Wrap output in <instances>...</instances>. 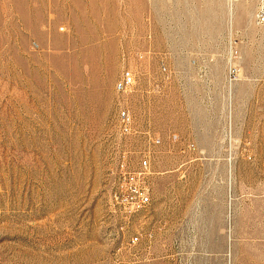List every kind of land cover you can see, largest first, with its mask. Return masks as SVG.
I'll list each match as a JSON object with an SVG mask.
<instances>
[{
	"label": "rangeland",
	"instance_id": "1",
	"mask_svg": "<svg viewBox=\"0 0 264 264\" xmlns=\"http://www.w3.org/2000/svg\"><path fill=\"white\" fill-rule=\"evenodd\" d=\"M259 1L0 0V264H264ZM123 153L151 172L128 217Z\"/></svg>",
	"mask_w": 264,
	"mask_h": 264
},
{
	"label": "built area",
	"instance_id": "2",
	"mask_svg": "<svg viewBox=\"0 0 264 264\" xmlns=\"http://www.w3.org/2000/svg\"><path fill=\"white\" fill-rule=\"evenodd\" d=\"M231 2V1H230ZM255 22L264 24V0H260L255 12ZM225 81L228 85L238 79V65L229 59L226 67ZM134 84L133 74L124 72L115 84L117 93L124 95L131 91ZM116 128L120 138L135 133L133 118L127 107L119 105L116 113ZM151 139V138H149ZM152 144H157L159 139H152ZM193 148V144L188 145ZM143 160V159H142ZM144 162V161H143ZM150 166L147 163L138 165V168L131 167L130 159L122 154L114 169L110 171L111 184L109 189V201L113 211H118L125 217L145 212L151 204V188L148 181ZM138 236L130 238V245L134 246L138 242ZM128 264V263H120Z\"/></svg>",
	"mask_w": 264,
	"mask_h": 264
},
{
	"label": "crops",
	"instance_id": "3",
	"mask_svg": "<svg viewBox=\"0 0 264 264\" xmlns=\"http://www.w3.org/2000/svg\"><path fill=\"white\" fill-rule=\"evenodd\" d=\"M186 48H187V47H186ZM188 49H189V48H188ZM191 49H193V47H192V48H190V50H191ZM185 50H187V49H185ZM187 53H188V52H187ZM192 60H195V61H192V64H193V63L195 64V63L197 62V60H196L195 58H194V59H192Z\"/></svg>",
	"mask_w": 264,
	"mask_h": 264
}]
</instances>
